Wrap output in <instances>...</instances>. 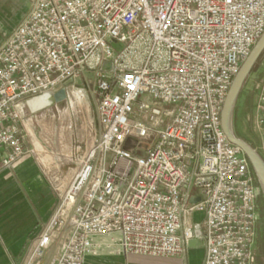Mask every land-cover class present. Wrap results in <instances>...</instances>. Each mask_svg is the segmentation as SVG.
<instances>
[{"label":"built area","instance_id":"built-area-1","mask_svg":"<svg viewBox=\"0 0 264 264\" xmlns=\"http://www.w3.org/2000/svg\"><path fill=\"white\" fill-rule=\"evenodd\" d=\"M263 32L264 0H36L0 46V172L32 152L19 105L69 77L93 74L101 131L26 264L55 244L46 264L192 239L203 264H253L262 188L220 113ZM256 111L263 124L264 75Z\"/></svg>","mask_w":264,"mask_h":264},{"label":"crops","instance_id":"crops-1","mask_svg":"<svg viewBox=\"0 0 264 264\" xmlns=\"http://www.w3.org/2000/svg\"><path fill=\"white\" fill-rule=\"evenodd\" d=\"M35 1L0 0V46L22 22ZM256 79L254 71L245 80L233 107L231 127L237 137L251 145L264 159V123L259 124L256 111L260 92L253 90ZM75 84L66 88L65 104L57 103L53 92H48L27 98L19 105V124L27 137L30 121L40 110L45 111L43 118L48 122V136L46 143H35L28 137L27 145L32 152L41 150V153L36 157L32 152L27 153L11 168L0 172V264H26L32 244L57 206V193L68 185L100 135L95 89L81 88L77 80ZM88 92L92 97L91 105L84 101ZM75 96L82 102L74 104ZM68 111L71 115L74 113L72 118ZM72 124L76 134L69 132ZM49 175L56 178L51 180ZM101 240L108 241L107 238ZM59 251V245L55 244L45 254L42 264L49 262ZM203 259V246L190 247L187 243L180 255L171 257L140 256L103 248L99 254L86 255L84 264H203Z\"/></svg>","mask_w":264,"mask_h":264},{"label":"water","instance_id":"water-1","mask_svg":"<svg viewBox=\"0 0 264 264\" xmlns=\"http://www.w3.org/2000/svg\"><path fill=\"white\" fill-rule=\"evenodd\" d=\"M264 51V32L256 42L254 47L252 48L248 57L243 61L241 64L238 72L234 76L231 86L227 92L225 97L220 118H221V126L224 134L226 135L229 142L238 146L243 153L246 155L251 168L253 169L258 183L260 184L262 191L264 193V159L261 155L247 142L243 139L237 137L231 127V117L233 107L237 100V97L244 85L245 80L247 79L248 75L251 73L255 63L261 56L262 52ZM101 70L104 71H111L112 70V63L110 61H104L101 65ZM75 84L73 78H67L64 81L58 83L52 90L53 92V99L56 102L63 101L66 98V88ZM199 196H196L194 201L199 200ZM202 245L201 241L197 239H192L188 241V246H197Z\"/></svg>","mask_w":264,"mask_h":264},{"label":"rangeland","instance_id":"rangeland-1","mask_svg":"<svg viewBox=\"0 0 264 264\" xmlns=\"http://www.w3.org/2000/svg\"><path fill=\"white\" fill-rule=\"evenodd\" d=\"M14 18H16V15L14 16ZM114 46L116 48L121 47L120 44H115ZM252 71L253 72L255 71L256 75H257V79H256V82L254 84L255 87H253V90H255V92L259 93L261 90L262 79H263V75H264V51L262 52L261 56L259 57V59L255 63L253 69L251 70V73H253ZM251 73L249 75H251ZM249 75H248V77H249ZM92 77H93V74L88 73V75L86 74L84 77L82 76L79 79H77V83L79 84V86L81 88H87L88 89V87H90V89L93 91ZM257 83H258V85H257ZM66 98H67V94H66ZM66 98L63 101H60L57 103H59V104H65L64 102L67 103ZM75 98L76 99L73 98V100H72L74 104H78V103L82 102L76 96H75ZM93 99H94V101H96L95 96L93 97ZM84 101L86 102V104L87 103L89 105L92 104V97L89 94V92H88V95ZM47 102H46V104H47ZM63 109H65V108H63ZM75 109H78V108H75ZM44 113H45V111L40 110L39 112H37L35 114L33 121H30V125H29L30 130L28 132L29 133L28 137L35 140V143L36 142L38 143V141H41V143L47 142L46 138L48 136L47 135L48 130L46 129V126H47L48 122L43 118ZM68 113H69V116L72 118L74 113L72 115L70 114L69 111H68ZM37 120H40L39 124H37ZM70 124H71V122H70ZM70 128H69V132L76 134L74 127H73V124H72V127L70 126ZM39 153H41V150L40 151L34 150V152H32V154L35 157L38 156ZM48 177L51 180L56 178L55 176H50V175ZM257 204H258V220H257V229H256V239H255V245H254V263L253 264H264V193H263V191L261 192V195L259 197Z\"/></svg>","mask_w":264,"mask_h":264}]
</instances>
